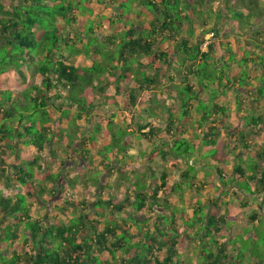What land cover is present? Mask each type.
Segmentation results:
<instances>
[{
	"label": "trees",
	"instance_id": "trees-1",
	"mask_svg": "<svg viewBox=\"0 0 264 264\" xmlns=\"http://www.w3.org/2000/svg\"><path fill=\"white\" fill-rule=\"evenodd\" d=\"M215 1L0 0V39L7 44L6 52L19 49V66L0 70V95L9 90L8 103L19 105L0 106L4 119L17 117L19 111L14 126L18 140L8 141L6 133L11 125L6 127L4 122L0 130V257L1 244L9 246L5 263L0 258V264H182L184 252L198 239L202 245L205 242L199 254L204 257L202 264H250L240 259L241 253L230 257L227 215L237 216L238 223L243 218L257 224L261 213L246 210L252 201L240 184L246 180L244 167L242 163L232 168L225 164L229 142L222 131L245 144L237 155L241 158L250 152V134L257 139L255 150H251L257 158L248 183L256 186L253 194L264 203V98H249L257 88L261 93L264 88L259 78L264 73V28L256 27V20L264 21V6L260 0H222L223 6L217 9ZM217 20L233 27L239 23L252 40H246L250 45L244 42L248 46L245 55L235 59L247 68L233 71L235 81L228 78L226 86L233 89L221 90L228 97L238 89V112L243 111L241 118L248 120L243 131L236 135L228 101H218V96L212 106L206 104L197 113L199 133L209 143L204 149L194 144V151H211L217 161L215 175L219 180L213 183L207 177L210 173L200 177L198 170L179 169V163L189 164L194 158L190 145L182 149L179 143L187 140L183 117L190 115L194 104L202 102L212 87H223L224 74L212 86L192 78L206 67L209 71L210 63L218 68L233 53ZM81 55L91 63L78 64L76 58ZM202 63L206 66L197 68ZM248 71L256 75L257 88L247 85L246 93L236 82ZM108 84L115 87L114 93L106 92ZM63 86H68V93ZM145 91L156 96L149 98L140 112L137 107ZM102 95L116 107L121 99L125 109L134 113L136 129L130 127L131 122H117L115 112L101 114L95 100ZM156 98L161 104H155ZM247 99L249 103H245ZM182 106L183 117H179L178 107ZM37 111H41L40 120L32 118ZM104 118L105 127L100 120ZM219 140L224 144L219 146ZM143 142L151 148H143ZM219 148L223 153L227 149L224 157L213 153ZM64 149L67 152L62 157ZM23 150L33 151L25 155ZM134 150L148 158L143 169L133 163L128 169L123 165L134 158ZM80 156L86 167L69 163ZM113 158L117 166L110 162ZM44 159L47 166L41 163ZM171 159L172 170L167 164ZM95 162L110 169L109 173L116 172L120 182L132 187L128 189L131 193L114 198V185L102 184ZM172 174L180 180L171 183ZM232 178L234 184L229 186ZM92 186L99 187L95 199L83 195ZM214 187L216 193L229 194L205 199L206 210L202 201H191L193 216L183 212L180 190L200 193ZM80 188L83 197L76 200ZM106 188L109 198L104 197ZM62 192L65 199L54 209L63 217L54 215L49 221L48 199ZM233 198L244 200L239 208H229ZM34 208L44 216L34 214ZM178 208L183 220H178ZM143 210L149 211L150 217ZM167 212L172 217L169 223L165 222ZM187 220L195 221L196 226H185ZM259 261L256 264H264V257Z\"/></svg>",
	"mask_w": 264,
	"mask_h": 264
},
{
	"label": "rangeland",
	"instance_id": "rangeland-1",
	"mask_svg": "<svg viewBox=\"0 0 264 264\" xmlns=\"http://www.w3.org/2000/svg\"><path fill=\"white\" fill-rule=\"evenodd\" d=\"M260 2L264 6V0H260ZM236 4L239 5L238 3H236ZM220 6L221 7L223 6V1L222 0H216L214 2V7L218 9V8H220ZM107 11H108V13H110L109 10H107ZM212 15L213 14H210V16H212ZM217 22H218V27L221 30L222 38H224V39L229 38L227 41L230 42V44L232 46L231 49L233 50V53H231L229 58H226V60L222 63V65H218V68H216L215 63L214 64L210 63V65L208 66V68H210L209 71L206 67L205 70L200 71V73L197 76L193 75L192 78H195V82H197L198 84H200L199 80L200 81L205 80L204 84H206V85L211 84V86H212L216 81H218L217 79H219L224 74V76H226V77H225V79H223L224 80L223 83L220 84L223 87H221V88H215V86L212 87L210 89V94H208V95L206 94L205 95L206 98H204V100L202 102L196 103L195 100H193L194 101L193 103H196V104H194V107L191 109L190 115H188L187 117H183V109H184L183 106L181 108L178 107V113H177L179 117H183V119H184L183 122L185 123V127L187 130L186 131L187 134L185 133L187 140H184V143L180 142L179 146H180V144H182V146H180V147H182V149H185L188 145H190V147L192 148L191 152L194 154V158L191 159L189 164L187 161L185 162L184 165L179 163V165H180L179 169L180 168L190 169L194 173L196 170H198V171H200L199 172L200 177H203V174L206 175V174L210 173L209 175H207V177L213 183L216 180H219L218 177L215 175V173H216L215 163L217 161H215V159L213 158L211 151L201 150L200 153H198V151H194V147H195V146H193L194 144L197 143V145H199V147L201 146L202 149H204L208 146L207 143H209L199 133V128H198L199 121L197 118V116H198L197 113L200 114L202 111H199V110L202 107H204L206 104H210L207 107L212 106V101H213L214 97L218 96L219 97L218 101H223V100L228 101L227 105L231 108V111H232V117L230 118V121L233 122V125L235 127L234 129L237 131L236 135L240 134L243 131V129L247 125L248 120H245V118H241V116L243 115V111L238 112V102H237L238 100L235 96L236 91L238 89H236V91L232 92L228 97L225 95H222L221 90H225V92L226 91L229 92L231 89H233L230 86H226V84L228 82V78L231 79V82L233 80L235 81L236 79L233 78L234 77L233 71H238V70H241L242 68H247L243 63H241V62L238 63L237 61H239L240 58L245 55L246 49L248 47L244 44V42L246 44L250 45L249 42H247V41H250V39H251L249 32L246 31L245 29L241 28L239 26L240 25L239 23H237L236 26L233 27L232 25H230L229 23H226V22L225 23L222 21L219 22L218 20H217ZM256 23H257L256 27H263L264 28V26H262V23L264 25V21L262 22V21L256 20ZM103 28H106V25L105 26L103 25ZM227 41H225V42H227ZM6 47H7V44H5L0 39V70H4V69L8 70L9 68H11L12 64L14 65V68L16 69V66H19V49L12 48L10 51L6 52ZM203 47H204V49H206L205 46H203ZM247 54H249V52H247ZM25 58H26V56H25ZM76 59H77L78 64L91 63V61H87L85 58H82V55L80 57H77ZM23 61L25 64L24 66L26 68L28 61L26 59ZM7 62L9 64H7ZM176 66H177V62H176ZM196 66H197V68L198 67L204 68L206 65L204 63H202L201 65L198 64ZM31 73H32V70L30 68V69H28V74L30 75ZM242 74H243V72H242ZM14 76L18 77V74H15ZM255 76L256 75H252L251 72H249V71L245 72L243 77L238 79V81L236 82V85L240 86L242 88V91H245L247 93V91L249 89L244 88L247 85L254 87V88H257V86L254 85V82L257 80ZM259 78L261 79V83H262L261 85H263V87H264V73L261 72L259 75ZM0 79H1V77H0ZM83 87H84V85H83ZM0 88H1V86H0ZM63 88L65 90V94L68 93V86H63ZM170 88H171V90L174 89L171 86H170ZM106 89H107L106 92L109 94L114 93V91H115V87L113 85H109V84H108V87ZM250 90H253V89H250ZM8 91L3 93L2 95H0V106L5 107L6 109L10 108V107L11 108L19 107V105H17L15 102L12 103V106H11V103L10 104L8 103V100H9L8 98L10 97V93ZM206 92L208 93V91H206ZM25 95L27 96V94H25ZM191 95L194 98L196 97V95H194V94H191ZM191 95L186 94V96H191ZM155 96H156V93H154L153 91H151V92L145 91L141 95L140 103H139V106L137 107V110L138 111L140 110V112H143L144 109L148 105L149 98L154 99ZM255 97H256V99L262 100V98H264V88H263L262 93H261V91L259 92L258 88H257L255 95H253L252 97H249V98L254 99ZM144 98L146 99V102H145ZM106 99L107 98L105 96L96 98L95 102L97 104H99V106H101L99 108L97 106V110H99L101 114H104L106 116H110L111 114H113L115 112V113H117V116L115 119L117 122L118 121L119 122H125L126 124L131 122V124H129L130 127L133 129H136V127L134 125V121L136 118L134 116H132V115H134V113L125 109V104L121 101V99H120V105L117 107L114 104H112L111 102H108V101L106 102ZM156 99L157 100H155V104L156 105L161 104L160 100L158 98H156ZM13 101H15L14 98H13ZM63 101H64V103H67L66 100L63 99ZM245 103H249L248 99L245 100ZM105 104H107V105H105ZM17 110H19V109H17ZM138 111H136V112H138ZM247 111H248V109H247ZM248 112L250 114L251 113L254 114L251 109H249ZM3 114L4 113L0 110V130H2L1 126L4 122L6 123L5 124L6 127L11 125L10 131H7L6 134L8 135V141L14 142V141L18 140V133H17L16 129L14 128V126L19 121V111L17 112V117H15V118L10 116L9 119H6V118L4 119ZM41 116H42L41 111H37V113L32 118L40 120ZM96 119H99V118H96ZM29 120H30V118H29ZM100 120H101L102 126L105 127L106 126L105 118L100 119ZM138 120H139V118H137V121ZM125 123H123V124H125ZM65 125H66V123H65ZM83 125L85 127L86 126L89 127V124L83 123ZM139 125H142V124L140 123ZM115 126H117V125H115ZM222 132H223L222 137L227 139L229 142V146L227 148L229 151L227 152V149H226L225 152L223 153V151L220 150L221 148H219L217 151L214 150L213 153H215L216 156H217V154H220V157H224L225 153L227 152L225 164L229 165L230 168H232L233 164L239 165L242 163V165L244 167L243 170L245 171V177L244 178L246 180L241 181L240 184H242V186L245 188L244 192L247 193V196H250L247 198L250 201H252V203L250 204V206L247 207L246 210H247V212H250L251 210L254 211L255 209H257V211L261 213L259 216V222L257 224L250 223V222L246 221V219H243V218L238 223L235 221V219L237 220V218H236L237 216L235 217V215L232 213L227 215L228 222L226 224L225 229L229 233L232 232V236L229 237L227 250L229 249V251L232 252V254L230 255L231 258L236 257L235 254L237 255V253L236 252L234 253V251H237L239 255L241 253L240 259H245L244 261H246V263H249V262L251 263L254 258H258V260H262V257H264V207H263L264 203L259 199V197L256 194H253L256 191H254V190L252 191V189H255L256 186L253 185L252 183L249 186V183H248L249 182V174L251 173V170L254 169L255 161L257 158V157H255L256 151L251 152V150H255L254 143L257 142V139L255 138V136H253V134L249 133L250 136L247 138L249 143L248 142L247 143L250 147V152H246L247 155H245L244 157L241 158V157H239L240 156L239 154H241L242 151H244L245 144L241 140L237 141V140H235V138L230 137L231 135L227 131H222ZM167 137L172 140V137L170 135H167ZM217 144L219 146H221L224 144V141L219 140L217 142ZM76 145H78V144H76ZM76 145H74V146H76ZM143 148H145L146 150H149L151 147L147 142H143ZM211 148H213V147H211ZM6 149H7V154L11 155L12 159H13L14 155L12 154V152L8 148H6ZM32 151L33 150H23V153L26 155ZM64 152H65L64 155L61 153L62 157H65L67 151L64 149ZM133 153L135 154L134 158L130 161H128L129 160L128 159V160H126L125 163H123V165L126 166L127 169L130 167L131 163H133L135 168H139V169L140 168L143 169V166L148 165V162H149L148 158L140 157L139 153L136 150H134ZM197 155H199V157H197ZM237 155H239V156H237ZM57 161H60V159H57L56 162ZM131 161H133V162H131ZM194 161H197L198 163L195 164ZM110 162L114 163V165H116V166L118 164V161L116 158H113ZM41 163L44 166H47V162L45 161V159L42 160ZM52 163H53V166H55L56 163L54 161ZM69 163L72 165H75V166L77 165V167H81V168H84L87 166L85 161L82 160L81 156L78 157L77 160L76 159L71 160ZM95 163H96V165H98L97 167L100 170V178L103 181L102 184L114 185L113 190H112L114 198L118 197L117 199H119L120 197H123L125 194H127L128 189L132 190L131 186L128 187V185L126 186V184H123V181L120 182V180H118L116 172H110L109 173L110 169H108V168L106 169L103 166L101 167V165L98 162H95ZM173 163H174V159H171L167 162L168 167L171 170L173 168ZM75 174H76V171H72V175H75ZM176 178H178L180 180V176H178L177 174H172V176L170 177L171 183H174ZM233 180L234 179L232 178L231 181L228 183L229 186H232L234 184ZM117 182H120L119 186H118ZM238 182L239 181L236 180V184ZM1 185L2 184L0 182V187H1ZM212 186H214V185H212ZM98 189H99V187L92 186L91 188H88L87 190H85L83 195L90 197V199H93V198L95 199L96 193H97V191H99ZM214 189H215V191L218 190L216 187H214V188H210L208 190L209 192L202 191L200 193H191L190 190L187 191L188 186H187V190L183 189V192H182V190H180L179 194H181V195L179 197V201H180V198L183 197L181 200H182V202L185 203V206L184 205L181 206L182 210H183V208L185 210L183 212L185 214H187V212H188L191 216H193L194 214H191L189 210L192 207L191 205L194 202V200L197 202L202 201L203 203H201V205H203L204 210H206V206L204 204L208 198H210V197L218 198L219 197L218 194H221V196L222 195L227 196L229 194L228 193L229 191H220V192L218 191L217 193L214 191L210 192ZM128 193H131V192H128ZM83 195H81V188H80L79 193L76 194V197H74V199H76V200L81 199V197H83ZM110 195L111 194L109 192V188H106L104 190V197L109 198ZM64 197H65V193L62 192V193H59L57 196L48 199V203L46 205L47 206L46 214L49 216V217H47L49 221L52 220L54 215L55 216L58 215L57 218L63 217V214L59 213L56 209H54L55 208L54 205L60 204L61 201L63 199H65ZM262 197L264 198V195ZM160 198L164 199V196L161 195ZM235 199L236 198H233L231 201H233ZM191 201H193V202H191ZM243 201L244 200H242V199L241 200L236 199L233 204L239 205ZM41 202L43 203L42 200H40L39 203H41ZM226 207H227V205L224 206V208H226ZM162 208H165V207H162ZM162 208H158V210H163ZM173 208H175V207H173ZM178 209H179V211L176 212L179 215L178 220H180V219L183 220L184 218H183V214L181 213L182 212L181 208H178ZM150 212L153 213L152 211H150ZM142 213H144L146 216L147 215L149 216V211H147L146 213L144 211ZM168 213L169 212H167V214L165 215V222L166 223H169L172 219V217L168 216ZM34 214L44 216V214H42L38 208H36V209L34 208ZM247 217H248V219H250L248 215H247ZM194 224H195V221L187 220L185 226H190V225L196 226ZM203 240H205V239H203ZM198 242L199 243L196 247H195V245H192L191 249L187 248V251L184 252L185 255L182 257V259H180V263H182L184 259H188L190 262L202 264L204 257L203 256L200 257L199 254H200V251L202 250V248L205 247L204 246L205 242L203 245L201 244V240H199ZM1 246H2L1 250L3 251V255H1L0 258L2 259L3 263H5V260H3V258H5L7 256L6 251H7V248L9 246L6 244H1ZM206 249H208V248H206ZM257 254H260L261 256H259ZM185 264H188V263H185ZM190 264H192V263H190Z\"/></svg>",
	"mask_w": 264,
	"mask_h": 264
},
{
	"label": "crops",
	"instance_id": "crops-1",
	"mask_svg": "<svg viewBox=\"0 0 264 264\" xmlns=\"http://www.w3.org/2000/svg\"><path fill=\"white\" fill-rule=\"evenodd\" d=\"M1 188V187H0ZM215 192V190H212L211 192ZM225 198V197H224ZM240 200V199H239ZM234 203V201H232L231 202V204L229 205V208H235V207H237V208H239V206H240V204L238 205V204H233ZM240 221V220H239ZM231 236H232V232H231ZM200 239H198L197 241H194V242H192V244H190L189 245V248L188 249H191V246L192 245H195V247L198 245V241H199ZM236 253L238 254V252L236 251ZM259 260H258V258H254L253 259V261L250 263V264H256L257 262H258ZM260 262V261H259ZM185 263H188V264H190V263H192V264H197V263H194V262H190L188 259H184L183 260V264H185Z\"/></svg>",
	"mask_w": 264,
	"mask_h": 264
}]
</instances>
